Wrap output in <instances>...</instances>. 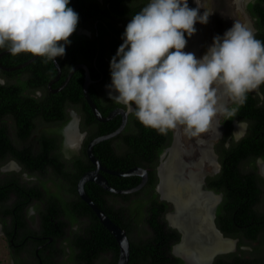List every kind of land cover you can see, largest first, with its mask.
<instances>
[{
  "label": "flooded vegetation",
  "instance_id": "obj_1",
  "mask_svg": "<svg viewBox=\"0 0 264 264\" xmlns=\"http://www.w3.org/2000/svg\"><path fill=\"white\" fill-rule=\"evenodd\" d=\"M142 4L143 0H70L69 7L78 13L79 22L76 31L69 38L71 42L66 46L65 55L57 57L55 61L45 62L43 58L23 53L14 57L7 49H0V85L15 86L16 89L18 87L19 99L26 97L28 101L36 99L46 102L42 110L54 105L55 101L63 112L56 121H44L37 115L30 134L22 140L11 112L5 111L7 107L12 108L11 103L0 104V109L4 112L0 127L6 126V135L11 141L9 144L0 143V192L2 188H11L16 183L25 187L23 190L9 191L8 197L0 201V231L6 242L10 264H117V241L81 199L77 185L84 174L97 168L88 152L91 141L111 133L105 134L102 130L121 117L116 115L107 122L97 121L84 96L83 85L87 74L88 94L94 103L93 96L99 99L102 107H97L103 117L116 108L126 110L121 104L113 107L107 104L106 99L109 97L106 86L111 84V76L104 82L105 72L110 70L111 59L123 43L126 23L132 18L127 10L141 7ZM75 78L82 79L80 90H76ZM30 83L33 88L26 86L32 85ZM14 99L15 97L0 96V101ZM29 104L25 103L24 108L27 110L23 112L27 116L32 111ZM130 115L127 112L123 130L107 140L110 141L107 147L116 154L125 151L126 133L132 130L126 131ZM41 138H46L51 143L48 146L41 145ZM100 147L101 143H97L91 149L93 158L104 169H99L98 174L111 189L126 191L132 188L126 187L125 178L128 176L113 174L124 171L113 168L115 164H106L103 159L105 154H98ZM42 150L47 153L43 155ZM15 152L21 153V156L17 157ZM257 172L260 175L264 173V161L258 160ZM83 188L91 201L125 232L129 244L130 241H147L151 237L152 231L144 223V211L147 207L142 192L144 187L132 193H114L88 181ZM206 190L221 194L210 189L208 184ZM215 194V201L210 203L211 223V213L214 211L215 221L217 208L222 201L221 197L217 202ZM96 195H99L104 204L101 205L98 198H94ZM157 201L164 202L159 199L158 194ZM166 204L167 208L161 210L159 215L163 229L166 233L173 230L179 235L178 241L170 243L167 254L180 259L182 264H193L187 257H184L187 262L183 261L179 257L183 256L176 252L187 236L190 244L200 241L198 233H194L192 213H178L170 204ZM256 207H262V203L256 204L254 208ZM173 217L183 219L187 225L185 229L181 228L185 235L182 243V235L170 221ZM98 225L103 227L100 232L96 230ZM216 227L223 237L215 228H212V232L221 241L228 242L230 248L214 256L211 264L217 258L230 263L237 258L253 262L264 258V241L261 243L264 231L252 241L249 234H243V237L233 235V226ZM127 228H131L130 233ZM189 238L193 240L190 241ZM139 257L141 256L135 257L131 262L128 259L127 264H135Z\"/></svg>",
  "mask_w": 264,
  "mask_h": 264
},
{
  "label": "clouds",
  "instance_id": "obj_2",
  "mask_svg": "<svg viewBox=\"0 0 264 264\" xmlns=\"http://www.w3.org/2000/svg\"><path fill=\"white\" fill-rule=\"evenodd\" d=\"M70 0H0V49L47 61L65 55L79 22ZM209 16L188 0H149L130 19L111 59L109 99L145 128L167 135L178 127L193 138L215 118L232 116L228 96L242 105L264 85V41L234 23L217 35L202 58L186 52L187 37ZM222 126V125H221ZM235 132L233 135H236Z\"/></svg>",
  "mask_w": 264,
  "mask_h": 264
},
{
  "label": "trees",
  "instance_id": "obj_3",
  "mask_svg": "<svg viewBox=\"0 0 264 264\" xmlns=\"http://www.w3.org/2000/svg\"><path fill=\"white\" fill-rule=\"evenodd\" d=\"M146 5L147 0H143L141 7L129 8L127 14L130 15L131 13L130 16L132 17ZM246 12L253 20L256 39L264 41V0H250L246 6ZM129 22L130 20L126 23V26ZM110 75V70H106L104 82L109 80ZM75 79L76 90H80L82 79ZM26 86L33 88V84ZM14 88L15 86L0 85L1 98L4 96L15 97L14 100H1L0 104L11 103L12 108L7 107L5 111L11 112V117L17 125L22 140L26 139L30 134L34 126V118L37 115L41 116L44 121H56L61 118L63 112L55 101L54 105H49L42 110L46 102L36 99L28 101L26 97L19 99L20 92H18V87L13 90ZM259 92L261 96L250 92L244 104L240 105L233 102L228 107L230 110L235 109L236 111L232 116H223L222 125L225 135L215 145L220 170L214 177L207 179L208 187L222 194V201L216 211V225L220 228L233 226V235L243 237L249 234L252 241L256 239L259 233L264 231V179L257 172L258 160L264 161V85L259 87ZM93 98L95 99V105L102 107L99 99L96 96H93ZM27 102L30 103L28 106L32 109L28 116L23 113L24 110H27L24 108ZM106 102L110 107L119 105L112 99H106ZM3 113L0 109V119ZM129 119L130 123L127 125L126 131L131 128L132 130L126 133L125 151L122 154H116L109 146L107 147V143L110 141L106 140L100 142L102 147L99 148L98 154H105L103 156L105 163L108 165L109 163L115 164L112 167L119 168L120 171H126L133 167H141L148 170V180L142 192L147 204L144 211V223L149 226L152 235L147 241H130V262L140 255L141 257L134 262L135 264H182L180 259L167 254L170 243L178 241L179 235L173 230L167 233L164 231L159 215L161 210L167 208V204L158 202L157 194L154 191L157 183L155 169L158 165L159 155L170 145L172 132L170 131L167 135H163L155 130L145 128L132 114ZM94 120L92 121L97 123ZM234 121L247 124L245 134L237 141H234L231 135ZM120 122L121 119L118 118L113 124L105 127L106 129H103L102 132L106 134L116 130ZM6 131V126L0 127V143H11ZM39 143L48 146L51 142L46 138H41ZM42 153L45 155L47 151L42 150ZM15 154L17 157L21 156L19 152H15ZM125 180L128 188L140 182V178L136 176H129ZM18 189L23 190L25 187L16 183L11 188H2L0 201L8 197L9 191ZM98 191L101 192L100 189ZM98 196L96 195L94 198H98L101 205L104 204ZM258 203H262V207L254 208ZM136 211L140 213L139 210L136 209ZM251 228L253 231H251ZM102 229L101 225L96 228L97 232ZM130 231L131 228H127V232L130 233ZM263 241L264 237L261 243ZM213 264H264V258L256 259L255 262L237 258L231 263L217 258Z\"/></svg>",
  "mask_w": 264,
  "mask_h": 264
},
{
  "label": "bare ground",
  "instance_id": "obj_4",
  "mask_svg": "<svg viewBox=\"0 0 264 264\" xmlns=\"http://www.w3.org/2000/svg\"><path fill=\"white\" fill-rule=\"evenodd\" d=\"M236 1L241 3L243 0ZM198 4V0H188L190 8H196ZM246 27L251 29L249 24ZM195 28V34L187 38L188 42L184 51L193 52L199 59L204 35L201 24L197 23ZM225 97L222 98L223 104ZM218 121L219 116L215 118L206 135L195 138L194 142H185L182 136V127H178L173 132V142L165 153L160 166L161 184L159 190L161 195L175 203L178 213L191 211L195 221L193 229L194 233H198L200 236V241L197 240V243L192 242L191 244L189 241L184 242L176 250L183 258L187 257L191 260L193 264H207L213 254L230 248L228 242L221 241L212 232L214 226L212 227L210 220V203L213 204L215 201L213 194L201 191L203 190L201 185L205 182V178L214 174L219 168L213 150L214 140L222 132ZM233 127V134L237 133L234 137L240 138L245 131L244 124L236 122ZM262 174L264 175V173ZM170 221L182 229L187 227L181 218L177 220L173 217L170 218ZM189 240L192 241L193 238H189Z\"/></svg>",
  "mask_w": 264,
  "mask_h": 264
},
{
  "label": "water",
  "instance_id": "obj_5",
  "mask_svg": "<svg viewBox=\"0 0 264 264\" xmlns=\"http://www.w3.org/2000/svg\"><path fill=\"white\" fill-rule=\"evenodd\" d=\"M251 29H252L253 32L256 31L255 28H253V27H251ZM88 84H89V78H88V75L86 74V78H85L84 85H83V93H84V96H85L89 106L91 107V111H92L94 117L96 118V120L99 121V122H107V121H110L114 116L120 115L121 122H120V125L118 126V128L116 130H114L113 132H111L109 134H106V135H103V136H100V137H96L95 139H93L91 141L90 147L88 149V152H89L91 160L93 161V163L96 165L97 168H96L95 171L86 173L80 178V180L78 182V185H77V190H78V193H79L81 199L89 206L90 209H92L95 212V214H96L97 218L100 220L101 224L113 235V237L117 241V244L119 246V257H118L117 264H127L128 263V259H129V247H130V244H129V240H128L125 232L122 229H120L118 226H116L96 206V204H94L91 201V199L86 195L83 186H84V184L86 182L92 181V182L96 183L98 186H100L101 188H103V189H105V190H107L109 192H114V193H123V192L132 193V192H136V191L140 190L141 188H143L145 186V184L147 183V180H148V170L144 169V168H141V167H133V168H130V169H128V170H126V171H124L122 173L113 172V174H117L119 176H128V177L129 176H136V177L140 178V182L137 185H135L132 188L127 189L126 191H117V190L111 189L107 185L106 180H104V178L98 174V170L99 169H101V170H104V169H102L100 167V165L98 164V162L93 158V155L91 153L92 146L97 144V143L109 140L110 138H112V137L116 136L117 134H119L123 130V128L125 127V124H126V121H127V111L123 110L121 108H116V109L112 110L111 112H109L106 117H103L102 114L99 112V110H98L97 106L95 105V103L92 101V99H90V96H89L88 90H87ZM252 93L259 94L261 96V94L259 92V89L253 91ZM107 97H109L108 92H107ZM236 122L237 121H234L232 125L234 126V124ZM240 123L244 124L245 131H246L247 124L245 122H240ZM245 131H244L243 135L245 134ZM240 138L237 139V138L234 137V141H237ZM168 148L169 147L165 148L162 151V153L159 155L158 165H157V167L155 169L156 177H157V184L155 186V191L159 195V199L161 201H164V202L170 204L176 210L177 208L175 206V203L172 200L164 198L161 195V192L159 190V186L161 184L160 166H161V162H162V160L164 158V155L167 152ZM219 168H220V165H219ZM261 176L264 178L263 174H261ZM206 185H207L206 182H204L201 185L202 189L205 190V191H208L210 193L215 194L211 190H206ZM215 195H217V197H218L217 202L220 201V199L222 197L221 194H215ZM215 206H216V204L213 207H215ZM211 215H212V224H213L215 230L218 232V234L221 237H223L222 233L216 227V224H215V221H214V217H215L214 216V211H212ZM176 228L179 231V233L182 235V238H181V243H182L185 240V238H184L185 235H184L182 229L179 226H176ZM187 239H188V236H187V238L185 240V243H187V241H188ZM222 252L219 251V252H216L215 254H213L212 258L210 259L209 264H211L212 259L214 258V256H216L217 254H220ZM179 257L183 261H186L185 258H182L181 256H179Z\"/></svg>",
  "mask_w": 264,
  "mask_h": 264
},
{
  "label": "rangeland",
  "instance_id": "obj_6",
  "mask_svg": "<svg viewBox=\"0 0 264 264\" xmlns=\"http://www.w3.org/2000/svg\"><path fill=\"white\" fill-rule=\"evenodd\" d=\"M235 1L236 0H198V3H199L198 7L200 8V14L203 15V13H206L209 16L208 23L207 24H201V26L203 28L204 37H203V46H202V50L200 53V55H201L200 58L203 57V55L207 52L209 46L212 45L213 38L217 35L223 37L225 32L227 30H229L233 26L234 23L238 22V23H241L245 26L247 24H249L250 27L254 28L253 20L246 12V6L250 0H243L244 2L242 1L241 3L237 2V1L235 2ZM253 33H255V32H253ZM187 38L188 37L186 36V39ZM233 102L234 101L231 98L226 96L224 105L229 107ZM223 116L224 115H220L219 121H218V123L222 129V132H221L220 136L214 140V143H213V150H214V153H215L217 158H218V156L215 152V145L225 135V130H224V127L222 125ZM233 129H234V127L232 128L231 135H232V138L234 140ZM246 129H247V127H246ZM171 132H172V137L170 140V145L173 142V136H174L173 135L174 131H171ZM205 135H206V133L202 134L201 136H205ZM182 136H183V140L185 142L196 141L195 138L190 137L185 133L183 127H182ZM196 138H198V137H196ZM217 161H218V159H217ZM218 164H219V162H218ZM219 170H220V168H218L214 174L207 176L205 178L206 184H207V179L214 177L219 172ZM0 264H10L9 258L7 256L6 242H5L4 237L2 236L1 231H0Z\"/></svg>",
  "mask_w": 264,
  "mask_h": 264
}]
</instances>
